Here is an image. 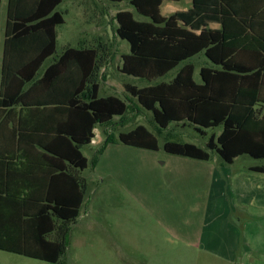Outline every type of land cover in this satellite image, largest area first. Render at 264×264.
I'll list each match as a JSON object with an SVG mask.
<instances>
[{"label":"trees","instance_id":"1","mask_svg":"<svg viewBox=\"0 0 264 264\" xmlns=\"http://www.w3.org/2000/svg\"><path fill=\"white\" fill-rule=\"evenodd\" d=\"M128 1L137 14L148 20H138L127 10L115 14V33L129 44V52L121 55L119 71L149 82L142 87L124 84V91L150 112L153 131L138 124L120 132L116 140L155 151L159 148L156 135L171 123H187L200 135H206L207 129L221 127L218 134L209 135L205 148L181 140H166L162 148L173 155L204 161L210 159L211 152L224 163L241 155L264 159V114L259 108L264 51L255 41L250 42L255 38L254 15H242L229 0H192L188 10L169 16L160 13V4L165 0ZM61 2L7 0L0 123L4 108L16 105L42 110L53 107L52 110L65 112L70 121L55 132L68 144L65 155L56 154L61 148L49 144L41 143L40 147L83 170L88 159L80 148L91 143L97 126L107 127L115 116L125 115L129 105L116 95L98 94L105 50L99 46H77L56 53V27L64 23L62 13L56 9ZM212 22L220 27L210 28ZM257 47L263 52L260 55ZM241 51H251V58L240 61ZM199 53L212 66H202L200 82H196L190 59ZM49 57L52 61L45 65ZM174 69L176 73L168 81L155 82ZM114 141L112 134L105 133L92 163ZM252 170L264 173V165ZM66 177L74 190L70 200L49 195L38 211H32L23 200L0 196L1 250L48 263L59 261L62 246L46 238L55 229L52 217L72 222L83 201L79 181L74 176ZM59 236L66 238L64 229Z\"/></svg>","mask_w":264,"mask_h":264},{"label":"rangeland","instance_id":"2","mask_svg":"<svg viewBox=\"0 0 264 264\" xmlns=\"http://www.w3.org/2000/svg\"><path fill=\"white\" fill-rule=\"evenodd\" d=\"M6 3L7 0H2L0 5L1 41ZM171 4L178 9H186L190 0H175ZM56 9L66 21L56 27V53H60L67 43L77 47L81 39L96 45V42H101L96 34L101 36L108 52L101 68L98 94L116 95L123 99L129 108L119 120H127L133 114L134 102L137 101L124 91L122 84L142 87L149 83L125 74L120 76L117 71L119 55L129 52V44L116 35L114 16L120 10H127L138 20L148 19L137 14L128 0H62ZM162 13L168 15L169 12L164 9ZM50 61L52 57L44 64ZM190 62L195 65L193 78L199 82V67L207 62L203 55ZM175 70L155 82L168 81ZM137 122L152 131L149 112L138 116ZM134 124V120L126 124L117 120L107 128L97 126L96 130L101 137L105 128L117 136L118 132L128 131ZM220 130L221 127H215L207 129L206 135H200L186 123L181 127L171 125L167 134H175L181 141L205 148L209 135L218 134ZM157 136L159 148L155 151L126 146L115 139L97 155L94 165L91 160L100 143L82 146L80 149L88 159L87 167L81 170L88 184L86 202L72 222L62 223L55 219V231L47 236L48 240L57 241L62 246L59 261L48 263L0 251V264L224 263L226 258L223 254H213L207 248V225L212 216V212H208V184H214L212 168L218 156L211 152L210 159L204 161L173 155L162 148L165 135ZM125 148L130 152L125 153ZM251 163L264 164V159L241 155L235 162L237 166ZM75 176L80 177V174ZM63 229L66 240L59 236Z\"/></svg>","mask_w":264,"mask_h":264},{"label":"crops","instance_id":"3","mask_svg":"<svg viewBox=\"0 0 264 264\" xmlns=\"http://www.w3.org/2000/svg\"><path fill=\"white\" fill-rule=\"evenodd\" d=\"M173 1L175 0H165L160 4L159 9L162 15V10L164 9L169 12L168 15L163 16H169L177 11H186L192 6V0H190L188 8L178 9L171 4ZM229 2L242 15H254L253 27L255 30V38L253 41L250 40V42L254 43L255 41V44L262 46L261 50L264 51V0H229ZM0 5L2 6V0H0ZM6 12L7 3L5 9L4 31L7 20ZM1 20L2 18H0V21ZM65 22L64 19L63 24H65ZM209 27L216 29L219 28L220 25L212 22L209 23ZM96 38L101 40L102 43L96 42V45H92L87 43L86 40L81 39L78 41V46H99L101 50H105L107 54L108 48L103 45L102 37L96 34ZM57 39L58 34L56 30V46ZM3 42L4 36L2 37V41L0 40V81L3 59ZM67 47L75 46L71 45V43H67L62 51ZM258 49L259 48L257 47L256 51L258 55L263 53L259 52ZM247 52L248 53H243L241 51L238 59L242 62L250 59L251 57L248 54H251L252 52ZM121 55L122 54L119 55L120 64L116 65L120 76L124 75L119 71L121 66ZM200 55L203 54L199 53L191 59ZM204 58L207 63L203 66L211 67L212 64L210 61L205 56ZM201 67L202 66L199 67V70ZM124 84L129 83H123V88ZM262 94V101L259 103V108L263 115L264 85L262 87ZM134 103L135 110L133 111V114H131V117L133 118L129 117L130 119L128 118L127 120H119L121 119L120 116H115L112 121L116 122L118 120L122 122V124H126L127 121L134 120L135 124L133 127H128V130L134 128L138 124H142L139 122L136 123L137 118L148 111L142 109L137 102ZM52 108L53 107H49L46 110H42L41 108L21 107L20 105L12 106L11 108H4L2 114L4 120L0 123L1 199L7 197L19 202L23 200L25 204L31 206L32 211H38L42 201L49 195L57 197L62 201L63 199L70 200V196L74 190L66 175L76 177V173L80 174V177H76V179L79 181V187L83 193L81 207L86 202L88 192L87 180L81 175V170L73 168L70 163L61 157H58L55 153H48L40 147L41 143H44L45 145L49 144L54 148H61L62 151L60 150V153L56 154L65 155V147H67L66 145L68 144H66L67 142L62 138V135H57L55 132L59 129L60 125L68 123L70 120L65 112L52 110ZM150 124L153 131L152 122H150ZM171 125H178L181 127L186 125V123H171L167 129H169ZM96 128L94 129V138L89 145L100 143L101 146L105 139V133L112 134L116 139L120 132H124L120 131L116 134L117 136H115L113 133L107 132L109 129H106V127L105 130H102V134L104 133L103 139V137L97 134L98 131ZM167 129L162 130L159 134L165 135L162 142L166 140H179L177 135L167 134ZM156 137L158 138L157 135ZM107 146L108 144L106 147ZM106 147L102 152L106 150ZM125 149V153L130 152L128 148ZM97 150L95 151L94 156L97 154ZM238 157H236L231 163H224L218 157L212 168L213 179L215 177V180L214 184H208V212H212V216H210L207 225V248L208 251L213 254L224 255L226 259L224 260V263L221 264H264V173L252 170L253 167L264 164L251 163L244 166H237L235 162ZM95 163H97V158ZM95 163H92V165ZM52 219L54 222L56 219L58 222L65 223L54 216ZM59 235H61V230L59 231ZM0 251L4 250L0 249Z\"/></svg>","mask_w":264,"mask_h":264}]
</instances>
